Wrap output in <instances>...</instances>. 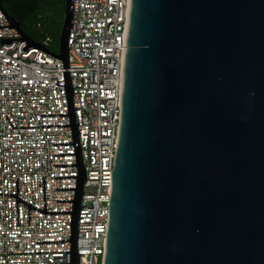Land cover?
Listing matches in <instances>:
<instances>
[{
  "label": "water",
  "instance_id": "95a60500",
  "mask_svg": "<svg viewBox=\"0 0 264 264\" xmlns=\"http://www.w3.org/2000/svg\"><path fill=\"white\" fill-rule=\"evenodd\" d=\"M76 165L69 264L85 169L68 69L73 0L59 50ZM44 43V42H42ZM45 44V43H44ZM103 264H264V0H131Z\"/></svg>",
  "mask_w": 264,
  "mask_h": 264
},
{
  "label": "built area",
  "instance_id": "2783aa9c",
  "mask_svg": "<svg viewBox=\"0 0 264 264\" xmlns=\"http://www.w3.org/2000/svg\"><path fill=\"white\" fill-rule=\"evenodd\" d=\"M131 0H73L67 39L85 181L77 222L78 264H103L111 174L119 136ZM9 22L0 11V25ZM14 27H0V264H69L68 210L76 177L62 62L21 50ZM44 42V43H42ZM45 33L38 43L48 51ZM52 52V51H50ZM54 53V52H52Z\"/></svg>",
  "mask_w": 264,
  "mask_h": 264
},
{
  "label": "trees",
  "instance_id": "16d2710c",
  "mask_svg": "<svg viewBox=\"0 0 264 264\" xmlns=\"http://www.w3.org/2000/svg\"><path fill=\"white\" fill-rule=\"evenodd\" d=\"M2 4L31 40L39 42L47 33L51 37L50 43L58 44L64 0H7Z\"/></svg>",
  "mask_w": 264,
  "mask_h": 264
},
{
  "label": "rangeland",
  "instance_id": "374dc122",
  "mask_svg": "<svg viewBox=\"0 0 264 264\" xmlns=\"http://www.w3.org/2000/svg\"><path fill=\"white\" fill-rule=\"evenodd\" d=\"M48 48H49V50L50 51H52V52H54V53H56V52H58V50H59V44H49L48 45Z\"/></svg>",
  "mask_w": 264,
  "mask_h": 264
}]
</instances>
